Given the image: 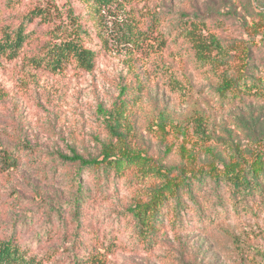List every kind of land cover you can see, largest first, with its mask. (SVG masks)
<instances>
[{
	"label": "rangeland",
	"instance_id": "rangeland-1",
	"mask_svg": "<svg viewBox=\"0 0 264 264\" xmlns=\"http://www.w3.org/2000/svg\"><path fill=\"white\" fill-rule=\"evenodd\" d=\"M34 9L51 20L26 24L30 38L17 55L0 57V148L21 154L16 168L0 174V239L39 257L58 249L60 256L79 198L78 242L99 251L104 264H264L259 193L242 203L209 193L198 211L140 238L128 210L147 202L158 181L136 167L79 172L77 162L59 157L92 159L112 149L173 166L194 157L207 163L210 150L248 165L247 155L264 150V0H117L102 8L92 0H0V40ZM196 18L204 33L236 45L232 56L249 48L245 74L260 82V93L219 98L216 79L178 36ZM69 38L93 52L92 70L73 61L57 71L31 65ZM200 116L205 135L194 127ZM114 128L122 138L112 137ZM25 143L33 153L22 150Z\"/></svg>",
	"mask_w": 264,
	"mask_h": 264
},
{
	"label": "trees",
	"instance_id": "trees-1",
	"mask_svg": "<svg viewBox=\"0 0 264 264\" xmlns=\"http://www.w3.org/2000/svg\"><path fill=\"white\" fill-rule=\"evenodd\" d=\"M92 1L99 8L108 7L117 2V0ZM35 18L48 22L51 20L43 10L34 9L29 12L25 22H22L12 35L10 33L3 35L0 40V57L11 58L17 55L22 45L30 38V33L25 32L26 24L32 23ZM204 31H206L204 22L196 18L183 22L178 36L186 43L194 63L199 68L206 67L216 79L215 92L219 98L234 100L260 93L262 88L260 82L248 80L245 74L251 58L249 48L240 45L232 56L231 51L236 50L235 44L225 46L214 34L204 33ZM75 39L69 38L59 44L48 46L44 56L32 58L31 65L47 71H57L65 63L73 61L84 71L92 70L93 52L78 44ZM201 117L197 119L194 127L197 133L205 135L206 130ZM112 137L120 139L123 134L114 128ZM21 148L24 152L33 153L29 144L25 143ZM205 153L209 155L207 163H200L194 157L197 163L194 160H187L173 166H166L161 162L144 158L140 154H132L128 151L118 153L112 149H105L100 157L92 159H84L75 153L71 156L59 155V157L63 161L77 162L80 167L79 172L91 170L95 174L102 172L108 175L114 172L119 175L126 168L136 167L141 172V177L151 176L157 180L158 183L151 189L148 201L137 202L128 210L134 218V233L140 238H146L150 236L149 234L153 235L165 220L171 219L174 225L182 219L184 212L198 211L203 206L200 200H205L209 193L218 202L223 199L225 193L236 203H242L245 201V196L256 193L264 198V150L247 155L248 165L239 160L220 159L210 150H205ZM20 162L19 149L0 148V174L16 168ZM77 186L78 191L81 187L80 181ZM72 214L75 229L71 242H66V248L61 250L60 256L58 249L39 257L30 254L28 248L20 246L11 237L1 238L0 264H104L103 256L99 251L91 247L88 249L87 246H82L81 242H78L81 238L79 198H75ZM86 250L90 251L86 253Z\"/></svg>",
	"mask_w": 264,
	"mask_h": 264
}]
</instances>
